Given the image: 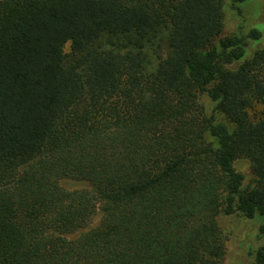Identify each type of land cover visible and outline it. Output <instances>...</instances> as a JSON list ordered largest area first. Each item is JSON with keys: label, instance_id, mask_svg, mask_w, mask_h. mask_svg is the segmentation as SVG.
<instances>
[{"label": "trees", "instance_id": "1", "mask_svg": "<svg viewBox=\"0 0 264 264\" xmlns=\"http://www.w3.org/2000/svg\"><path fill=\"white\" fill-rule=\"evenodd\" d=\"M224 2L0 0V264H222L234 215L264 264V47Z\"/></svg>", "mask_w": 264, "mask_h": 264}, {"label": "rangeland", "instance_id": "2", "mask_svg": "<svg viewBox=\"0 0 264 264\" xmlns=\"http://www.w3.org/2000/svg\"><path fill=\"white\" fill-rule=\"evenodd\" d=\"M228 2L229 0H225L224 2V27L221 37L232 35L237 25L241 22L240 18L228 8ZM243 18L245 31L250 28H256L261 32V37L249 44L248 50H246L244 55V59H247L254 51L264 47V0H246L243 4ZM65 51H68V45H66ZM202 101L206 103L205 99H202ZM261 110H264V103H255L249 110V113H258ZM234 168L237 172L244 175V185L252 182L253 175L250 171L249 162L246 159L239 158L235 160ZM63 185L73 188L80 184L79 182L63 181ZM99 218L100 214L98 213L93 217L91 224L97 223ZM257 218L262 219L258 216ZM259 219L248 220L239 215L232 217L220 216L218 218L220 230L225 238V256L222 264H253L251 252L260 243L257 234V226L260 223ZM72 237L73 235L68 236V238Z\"/></svg>", "mask_w": 264, "mask_h": 264}]
</instances>
